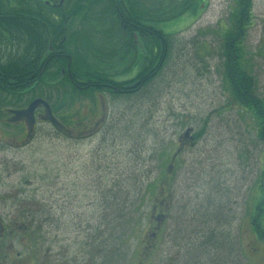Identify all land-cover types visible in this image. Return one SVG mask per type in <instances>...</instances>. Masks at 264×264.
Segmentation results:
<instances>
[{
  "label": "rangeland",
  "instance_id": "374dc122",
  "mask_svg": "<svg viewBox=\"0 0 264 264\" xmlns=\"http://www.w3.org/2000/svg\"><path fill=\"white\" fill-rule=\"evenodd\" d=\"M235 2L198 0L194 12L160 23L165 33H176L168 60L146 89L131 96L96 95V102L81 93L69 108L57 110L67 124L75 115L83 121L88 111L98 110L89 121L97 124L92 135L70 138L40 122L30 144L0 146V216L19 218L22 210L29 211L28 198L35 199L46 215L39 233L41 257H47L49 238L56 233L51 214L62 218L59 231L73 251L93 234L121 236L123 257H128L146 236L155 201H143L147 189L169 165L160 154L178 150L169 219L154 263L166 264L164 255L175 256L179 242L184 264H222L220 255L203 248L204 239L226 235L228 247L238 248L230 256L220 252L229 264H258L259 259L264 264V238L254 235L257 225L251 224L256 210L254 219L264 234V140L253 113L231 101L221 57ZM252 2L244 47L257 94L264 98V0ZM144 47L139 41L137 50L143 54ZM64 82L61 77L59 86ZM63 101L69 102L66 95ZM155 190L160 200L161 184Z\"/></svg>",
  "mask_w": 264,
  "mask_h": 264
},
{
  "label": "trees",
  "instance_id": "16d2710c",
  "mask_svg": "<svg viewBox=\"0 0 264 264\" xmlns=\"http://www.w3.org/2000/svg\"><path fill=\"white\" fill-rule=\"evenodd\" d=\"M197 1L71 0L63 10L64 17L57 10L61 20L55 21L48 15L47 5L38 0H0V108L26 107L33 99L41 97L50 103L56 115L57 110L62 111L64 106L69 108L81 93L95 100V92L121 97L146 89L157 76L158 68L168 60L173 46L171 37L176 33L167 34L158 25L194 12ZM235 3L229 24L222 34L224 76L231 101L253 113L258 136L264 140V98L257 94V83L244 47L247 30L253 20V2L236 0ZM125 26L127 32L136 31L143 39L149 38L147 42L143 41L146 45L143 54L136 50L134 57L129 58L132 56L129 48L121 52L124 45L119 47L116 37L119 29ZM63 37L65 40L60 45ZM51 38L52 52L48 49ZM130 73L135 74L125 80ZM62 76L65 82L59 86ZM65 95L69 102L64 103ZM166 152L160 154V159L169 161V165L157 182L149 185L143 198L144 202L155 200L152 206L160 203L159 190L156 192L155 187L162 183L169 187L175 175L172 168L179 164L178 150L173 154ZM254 212L253 215L259 217ZM220 213L214 215L218 223ZM150 214L151 210L147 215L149 219ZM255 216L251 224L256 221ZM257 227L254 230L264 238V234H260L261 227ZM136 230L141 231L139 228ZM219 237H205L206 246L203 248H210L212 253L216 252L223 258L222 264H227L228 259L221 253L230 256L238 248L235 244L228 247L227 243L231 242L229 236ZM224 244H227L226 248Z\"/></svg>",
  "mask_w": 264,
  "mask_h": 264
},
{
  "label": "flooded vegetation",
  "instance_id": "af4514ba",
  "mask_svg": "<svg viewBox=\"0 0 264 264\" xmlns=\"http://www.w3.org/2000/svg\"><path fill=\"white\" fill-rule=\"evenodd\" d=\"M74 1L76 2V0ZM38 2H42L47 5V12H49V14H47L56 21L61 20V17H58L57 15V10H60L61 16L64 17L62 14L64 13L63 10L68 7L71 0H38ZM68 12H66V14ZM116 39L118 40L119 47H121V44L124 45L121 49L122 53L129 48L132 53V56H129V58L134 57L139 41L142 44L143 41L147 42L149 40L148 37L143 39L138 36L136 31L127 32L126 26L119 29V34ZM64 40L65 37L61 40L60 45L64 42ZM49 42L50 44L48 49L52 52L54 51L53 38L49 39ZM145 49L146 45L144 47V50ZM128 64L130 65V59ZM122 65H124V62H122ZM64 72L65 70H63V73ZM132 74L130 73L129 76L124 79H130L135 73L133 75ZM69 81L73 83L72 78H70ZM104 94L106 93L101 94L99 92H95V100H93V102L97 101L96 95H98L101 99ZM10 109L20 108H0V146L2 147L5 142H11L14 148H22L33 141L37 132L38 124L40 122H45L38 118L44 114V108L40 107L36 110L37 123L35 126V132L28 139V125L25 121L18 123L9 122V119L12 117V114L9 112ZM97 111L94 113L91 112V110L90 112L88 111L87 119H83V121L78 119L80 118L79 115H75L70 124L65 123L57 116L58 114H56L58 119L67 129L66 132L57 131L70 138L80 139L82 137L92 135L97 124L92 125L89 121L96 116ZM90 113L93 114V116L89 119L88 117ZM167 186V184L162 183L161 193L163 197L159 200V204L151 207L150 219L146 223L149 224L147 230L145 231L146 236L144 235L145 237L140 238L137 246L130 251V253H128V257H123L125 253L122 247L125 241L124 237L121 236L104 237L101 234H93L85 240L82 247L79 246L73 251L71 245L67 242V237L61 235L59 231V228L63 225V221L58 214H51L49 216L50 220H52L51 226L55 228L56 233L49 238L50 245L47 249V257L46 255L41 257L40 252H42L41 248L43 247L42 243L44 239L39 235V233L41 229H43L46 215L41 214V212L39 213V211L43 208H41L39 204L35 203V199L28 198L30 202V204L27 205L29 211L22 210L19 218L15 215L12 216L11 219L7 220V218L0 216V264H155L154 255L156 254L157 249H159L162 233H164L165 225L169 219L168 209L170 207V200L168 198L170 188ZM27 206H22V208ZM32 206L35 209H33ZM30 210L36 211L30 212ZM16 211H18V209H16ZM252 225H256V222L253 221ZM89 226H92V223H90ZM257 226L260 228V224L258 222ZM259 230L263 233L261 228ZM254 235L260 238L259 232H256V230H254ZM176 245L179 251L175 256H172L171 253L164 255L166 258V264H184V252L181 251L183 250V247H181L180 250V243L177 242ZM17 246H19L21 250H17ZM236 255L238 254L236 253ZM259 260L261 262L258 261V264H261L262 260Z\"/></svg>",
  "mask_w": 264,
  "mask_h": 264
},
{
  "label": "water",
  "instance_id": "95a60500",
  "mask_svg": "<svg viewBox=\"0 0 264 264\" xmlns=\"http://www.w3.org/2000/svg\"><path fill=\"white\" fill-rule=\"evenodd\" d=\"M44 108V114L39 116L40 120L51 123L55 129L60 132H66L65 125L55 116L52 111L50 103L44 98L38 97L33 99L26 107L20 109H10L9 112L12 117L9 119L11 123H18L25 121L28 125V136L30 138L35 132V126L37 123L36 110L38 108ZM190 131H187L186 137Z\"/></svg>",
  "mask_w": 264,
  "mask_h": 264
}]
</instances>
